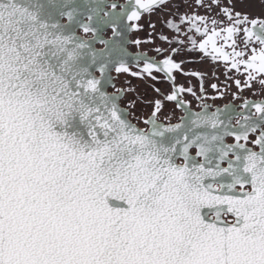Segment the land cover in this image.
Masks as SVG:
<instances>
[{
    "label": "snow or ice",
    "instance_id": "1",
    "mask_svg": "<svg viewBox=\"0 0 264 264\" xmlns=\"http://www.w3.org/2000/svg\"><path fill=\"white\" fill-rule=\"evenodd\" d=\"M0 264H264V0H0Z\"/></svg>",
    "mask_w": 264,
    "mask_h": 264
},
{
    "label": "flooded vegetation",
    "instance_id": "2",
    "mask_svg": "<svg viewBox=\"0 0 264 264\" xmlns=\"http://www.w3.org/2000/svg\"><path fill=\"white\" fill-rule=\"evenodd\" d=\"M152 19L155 20L156 17H153ZM161 28H162V25L157 23V30L159 31ZM165 31H167V30L165 29ZM140 35H143V33H141ZM157 44H161V42L159 40H157ZM162 46L166 47V45H162ZM185 67H186V69L200 70V69H203V68H207L208 65L207 64H200V63H193V64L186 65ZM178 78L181 81H183L185 79L184 77H178ZM189 79H191V83H192L193 87L194 88H198V81L195 78H189ZM132 82H133L134 85H138L139 86L138 90L140 92L143 93L145 91V86L143 85L142 82H139V81H136V80H133ZM208 93H209V95H214V93L212 92V90L210 88L208 89ZM228 99H230V97H226L224 100H217L216 103L222 105L223 103H226L228 101ZM211 102L212 101H209V103H211Z\"/></svg>",
    "mask_w": 264,
    "mask_h": 264
}]
</instances>
